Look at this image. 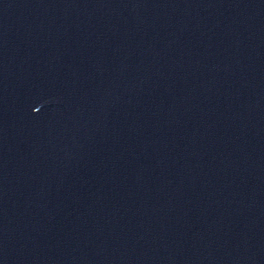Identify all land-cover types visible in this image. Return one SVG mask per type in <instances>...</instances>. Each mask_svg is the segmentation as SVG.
<instances>
[{
  "label": "water",
  "instance_id": "obj_1",
  "mask_svg": "<svg viewBox=\"0 0 264 264\" xmlns=\"http://www.w3.org/2000/svg\"><path fill=\"white\" fill-rule=\"evenodd\" d=\"M0 264H264L256 0H0Z\"/></svg>",
  "mask_w": 264,
  "mask_h": 264
}]
</instances>
